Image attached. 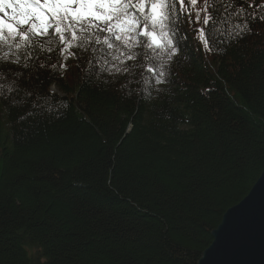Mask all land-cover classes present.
I'll list each match as a JSON object with an SVG mask.
<instances>
[{"label": "trees", "instance_id": "1", "mask_svg": "<svg viewBox=\"0 0 264 264\" xmlns=\"http://www.w3.org/2000/svg\"><path fill=\"white\" fill-rule=\"evenodd\" d=\"M203 18L147 99L89 79L87 54L24 71L55 111L0 105V264H197L264 170V20L206 52Z\"/></svg>", "mask_w": 264, "mask_h": 264}, {"label": "snow or ice", "instance_id": "2", "mask_svg": "<svg viewBox=\"0 0 264 264\" xmlns=\"http://www.w3.org/2000/svg\"><path fill=\"white\" fill-rule=\"evenodd\" d=\"M185 3L186 0H0V105L9 116L15 113L16 124L35 121L45 111L54 112L48 99L24 83V71L33 65L36 80L40 79L41 69L50 67L55 72L67 67L63 61L57 65L41 60V56L47 54V59L54 51L64 61L87 54L85 71L89 79L103 78L101 82L105 84L119 81V90L125 95L136 93L147 99L153 83L170 82L173 62L181 56L182 49H187L185 23L199 25L203 14L197 37L203 50L211 52L213 41L242 39L251 33L252 21L264 20V3L253 8L249 0H203L194 21ZM187 3L195 5L197 0Z\"/></svg>", "mask_w": 264, "mask_h": 264}, {"label": "water", "instance_id": "3", "mask_svg": "<svg viewBox=\"0 0 264 264\" xmlns=\"http://www.w3.org/2000/svg\"><path fill=\"white\" fill-rule=\"evenodd\" d=\"M211 235L197 264H264V170Z\"/></svg>", "mask_w": 264, "mask_h": 264}, {"label": "rangeland", "instance_id": "4", "mask_svg": "<svg viewBox=\"0 0 264 264\" xmlns=\"http://www.w3.org/2000/svg\"><path fill=\"white\" fill-rule=\"evenodd\" d=\"M51 90H52L53 92H58V89H57L55 86H52V87H51Z\"/></svg>", "mask_w": 264, "mask_h": 264}]
</instances>
